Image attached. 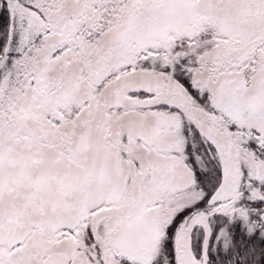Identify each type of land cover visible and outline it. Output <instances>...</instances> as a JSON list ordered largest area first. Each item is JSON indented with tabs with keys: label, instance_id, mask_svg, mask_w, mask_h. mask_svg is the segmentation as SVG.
I'll list each match as a JSON object with an SVG mask.
<instances>
[{
	"label": "snow or ice",
	"instance_id": "obj_1",
	"mask_svg": "<svg viewBox=\"0 0 264 264\" xmlns=\"http://www.w3.org/2000/svg\"><path fill=\"white\" fill-rule=\"evenodd\" d=\"M0 264H264V0H0Z\"/></svg>",
	"mask_w": 264,
	"mask_h": 264
}]
</instances>
